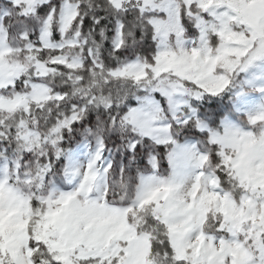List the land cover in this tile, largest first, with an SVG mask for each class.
<instances>
[{"label":"rangeland","instance_id":"rangeland-1","mask_svg":"<svg viewBox=\"0 0 264 264\" xmlns=\"http://www.w3.org/2000/svg\"><path fill=\"white\" fill-rule=\"evenodd\" d=\"M109 1L121 10L128 0ZM134 1L152 12L153 51L108 74L134 84L137 104L123 115L128 134L165 145L166 166L153 155L134 163L131 141L123 174L110 169L114 153H104L100 137L66 150L59 169L46 163V153L60 154L59 130L81 120L80 111L45 136L28 125L63 97L45 81L55 70L47 64L81 65L68 39L74 5L62 0L41 16L51 0H0V135L15 149L0 141V264H31L28 237L54 264H161L149 234L125 225L128 209L162 223L184 264H264V0ZM51 20L64 38L53 49ZM112 45L122 46L118 28ZM218 96L227 110L212 128ZM109 176L116 197L105 204Z\"/></svg>","mask_w":264,"mask_h":264},{"label":"trees","instance_id":"trees-1","mask_svg":"<svg viewBox=\"0 0 264 264\" xmlns=\"http://www.w3.org/2000/svg\"><path fill=\"white\" fill-rule=\"evenodd\" d=\"M69 1L74 5L75 11V18L70 27L76 34L71 31L68 33V39L72 42V52L78 53L77 57L81 65L72 69L59 63L47 64L55 70L46 77L45 81L51 92L58 93L63 97L58 100H49L45 109L39 111L40 116L31 114L34 119H30L28 125L34 132L45 136L48 133L46 130L51 129L62 117L69 115L73 110L81 112V120L70 122L67 128L59 130V140L55 143V147L59 149L60 154L54 159L51 152L46 153L48 157L46 163L51 165L52 169H59L63 166L66 150L73 149L84 140L92 143L94 139L100 137L106 148L104 153L106 154L108 151L114 153L110 169L120 168L125 174V166L131 161L132 156L133 159L136 158L134 163L147 165L151 155L157 159L159 166L165 167L166 163L160 160L165 152V145L154 144L147 138L142 140L137 137L131 138L128 134L129 129L123 115L137 104L132 96L136 90L134 84L128 78H116L108 74L109 71L119 68L127 60L134 59L135 56L149 57L151 55L153 27L149 23V16L152 12L139 9L140 3L134 0L123 3L121 10H116L109 0ZM61 2L62 0H51L50 5L44 3L39 6L37 12L39 15L45 16L51 10H49L50 6L57 10ZM115 28L119 29L122 45L116 49L112 45ZM46 35L49 49H53L56 44H61L64 39L56 32L53 20L49 22ZM73 41L76 43L73 44ZM62 46L64 47V44ZM61 51L58 50L57 53ZM154 97L161 101L157 94ZM219 100H221L220 103L224 109V97H219ZM214 105H218V103ZM214 105H211L208 110L210 113H213ZM222 109L214 112L212 117L215 120L210 125L212 128L216 127L217 119L225 115L224 112L227 108ZM17 119L19 120V117ZM6 131L10 130L4 132ZM182 133L184 132L180 131L177 136L180 137ZM185 137L188 140L193 138ZM0 141L7 144L6 138L2 135H0ZM131 141L136 142L132 149V156L128 148ZM167 145L169 146V144ZM7 146L8 152L15 150L12 143ZM138 174L137 171L133 172L134 176ZM114 179V176H109L107 179V189L103 197L105 204H109L111 197H116V190H111V183L114 182ZM34 199L27 200L29 207L33 209L38 205ZM130 211L128 209L125 214V225L134 235L142 232L149 234L150 253L157 256L161 260V264H184L182 260L173 258L167 232L162 223L145 209L134 212L136 213L134 217L131 216ZM26 247L31 264H54L41 243L28 237ZM45 258L48 259L45 260Z\"/></svg>","mask_w":264,"mask_h":264}]
</instances>
